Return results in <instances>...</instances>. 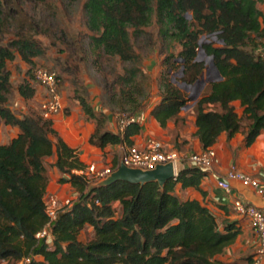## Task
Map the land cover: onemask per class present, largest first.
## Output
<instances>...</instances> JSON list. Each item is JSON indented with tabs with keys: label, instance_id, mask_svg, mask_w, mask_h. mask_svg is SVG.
Wrapping results in <instances>:
<instances>
[{
	"label": "trees",
	"instance_id": "16d2710c",
	"mask_svg": "<svg viewBox=\"0 0 264 264\" xmlns=\"http://www.w3.org/2000/svg\"><path fill=\"white\" fill-rule=\"evenodd\" d=\"M261 3L263 0H86V26L94 33L89 38L92 52L97 57L116 58L131 65L116 75L114 85L119 89L110 98L119 107L126 103L134 106L128 117H136L144 109L145 103L137 104L135 96L141 95L143 83L149 78L132 39L144 34L143 30L153 25L154 17L160 38L177 44L180 50L164 56L159 100L150 116L162 129L172 122L175 138L189 127L192 117L194 137L201 151L213 149L221 135L230 141L238 132L243 136L242 146L250 147L264 131V49H259L264 48V42L257 41H264ZM23 29L20 21L17 37L0 44V121L17 131L8 142L0 144V261L226 264L217 257L239 230L234 222L220 221L204 202L201 183L208 175L204 169L180 168L162 189L157 183L140 187L117 182L89 191L86 180L73 173L84 170L86 165L61 138L54 122L7 108L11 90L8 62L18 56L32 65L33 59L43 54L30 28ZM203 37L201 49L207 58H212L222 80L208 84V90L191 106L188 93L168 76L183 68L177 82L194 85L201 78L206 66L195 59ZM57 79L60 91L58 76ZM18 93L23 99H31L34 89L23 84ZM75 99L83 118L94 125L88 138L91 146L101 150L121 144L130 146L131 139L140 133L138 118L122 133L111 132L104 112H97L78 92ZM236 102L241 115L235 110ZM116 113L126 116L122 110ZM48 158H54L58 183L68 184L77 200L58 212L46 237L37 239L49 222L45 206L49 176L44 165ZM113 164L117 167L116 157ZM178 186L180 190L194 189L203 200L181 198ZM86 229L91 235L83 240ZM255 255L245 261L250 264ZM26 259L29 261L24 263Z\"/></svg>",
	"mask_w": 264,
	"mask_h": 264
},
{
	"label": "rangeland",
	"instance_id": "374dc122",
	"mask_svg": "<svg viewBox=\"0 0 264 264\" xmlns=\"http://www.w3.org/2000/svg\"><path fill=\"white\" fill-rule=\"evenodd\" d=\"M0 2V44L5 45L9 39L14 36L17 37L19 34L17 30L21 21L23 30L30 28V34L43 51L41 56L33 59L32 65L26 64L18 56L13 61L8 62L11 90L8 94L7 108L17 114L28 115L37 119L42 118L40 106L45 96V90L34 79L33 72L37 68H44L58 76L60 92L65 101V110L51 118L50 120L53 122L58 117L61 119L71 117L73 120L80 121L81 115L78 114L75 97L78 92L87 99L89 97L88 90L91 88H97L100 91L101 103L108 110L113 113L122 110L126 116L129 115L134 107L132 104L126 103L122 108L119 107L118 102L110 97L119 89L118 86L114 85L116 75L123 73V69L129 68L131 65L120 63L116 58L97 57L92 52L89 38L94 33L90 32L86 26V15L83 8L86 0H0ZM259 8L264 13V0ZM152 24L143 30L144 34L132 39L136 52L142 58V68L149 78L148 82L143 83L141 95L135 96L137 104L139 102L145 103L150 97L158 94L160 81L165 72V67L162 64L164 56L169 53L175 55L180 50L177 44L160 38L154 17ZM257 41L258 43L264 42L263 40ZM259 49L264 48L261 46ZM198 59L206 66L203 74L205 75L209 66L208 59L201 53L198 55ZM178 72H171L168 78L171 81H176L179 78ZM175 73L177 75H174ZM208 77L212 78L211 75ZM23 84H28L34 89V95L31 99H23L19 95L18 88ZM207 90L208 83L202 88L198 87L196 91L193 88L190 89L189 94L194 96L195 93H198L197 97L199 98ZM235 110L239 115L242 114V109L238 104L235 105ZM193 130L189 125L190 143L194 141ZM15 134L14 128L6 126L0 121V144L8 142ZM53 162L54 158L44 160L49 183L53 185V190H55L54 193H48L45 200L48 201L51 197H55L59 206L66 199L70 200L71 204L77 200V194L70 186H63V184L58 183V173L53 168ZM58 195L62 196L56 197ZM90 235L89 230L86 229L82 234V239L86 240ZM0 264L12 263L0 261Z\"/></svg>",
	"mask_w": 264,
	"mask_h": 264
},
{
	"label": "crops",
	"instance_id": "0c3cea01",
	"mask_svg": "<svg viewBox=\"0 0 264 264\" xmlns=\"http://www.w3.org/2000/svg\"><path fill=\"white\" fill-rule=\"evenodd\" d=\"M88 92L89 97L87 100L90 105L97 112H104L107 116V129L111 132L122 133L123 130L119 128L116 122L117 113L111 112L102 105L100 91L97 88H91ZM158 100L159 97L157 95L150 97L145 102L144 109L136 115L141 126V131L131 139V145L143 146L146 141L157 139L163 142L168 148H172L182 155L201 151V146L195 137L193 139L194 141L190 143L189 127L181 131L180 135H177L178 137L175 138L176 136L173 132L174 125L172 122H169L166 128L162 129L150 116V111ZM236 104L237 102L235 105ZM78 114L81 115L80 121L73 120L71 117L65 119L58 117L54 122V128L59 132L61 138L71 148L75 149L80 161L85 165L93 163L99 167L114 165L113 162L115 157L119 161L121 151L127 145L121 144L117 146H109L104 150L91 146L88 143V138L93 132L94 125L92 122H88L83 118L79 108ZM192 123L193 118L189 117L188 124L194 129V134L196 129L193 127ZM242 139L243 136L241 132L236 133L230 141H227L224 134L219 137L217 143L212 147L216 152V158L214 159L212 166L209 169H205L208 175L201 183V189L205 192L204 202L207 203L208 207L214 212L220 221L234 222L236 223L235 227L239 230L234 241L225 249L223 254L217 257L219 261L226 264H248L245 260L248 256H254L257 249V238L255 234L252 232L245 219L235 215L230 202L233 197H238L244 202L260 206L261 202L259 196L251 188L244 187L239 181L230 182L231 195L228 196L216 186L217 181L223 180L231 168H235L240 173L256 179L264 185V131L257 136L254 143L248 148L242 146ZM175 140L177 143L176 148L178 149L175 148ZM188 166L189 165L187 164H181L178 165L177 169L179 170L180 168ZM63 186L69 185L63 184ZM54 191L53 185L49 183L45 196L48 195V193H54ZM177 194L183 199L197 201L203 200L201 194L194 189L180 190L178 186ZM61 196L62 195H58L56 197ZM252 262L250 264H252ZM260 264H264V255L261 258Z\"/></svg>",
	"mask_w": 264,
	"mask_h": 264
},
{
	"label": "built area",
	"instance_id": "2783aa9c",
	"mask_svg": "<svg viewBox=\"0 0 264 264\" xmlns=\"http://www.w3.org/2000/svg\"><path fill=\"white\" fill-rule=\"evenodd\" d=\"M264 52H261L263 55ZM34 79L45 90V96L40 106L43 119H51L65 109L64 98L59 91L57 75L44 68H37L33 72ZM136 121V117H128L117 113V125L121 130ZM216 152L214 149L192 152L182 155L172 148H168L163 142L157 139H150L143 146H125L120 155L117 167L113 165L97 166L96 164L86 165L84 170L73 171L77 176L83 177L91 185L104 180L109 174L115 171L120 163L133 169L151 170L156 164H166L172 162L175 172L178 165H189L201 169H209L212 166ZM231 181H239L244 187L251 188L260 198L261 205L255 206L244 202L238 197L231 199V207L236 216L245 219L252 232L257 238L256 255L252 264H260L264 255V185L258 180L240 173L235 168H231L223 180L217 181V188L226 196L231 195ZM57 198L51 197L45 201L46 215L49 222L45 228L36 235L37 239L44 238L49 234L50 224L57 218L58 212L64 207L70 206V200L66 199L59 206ZM29 260L26 259L24 263Z\"/></svg>",
	"mask_w": 264,
	"mask_h": 264
},
{
	"label": "water",
	"instance_id": "95a60500",
	"mask_svg": "<svg viewBox=\"0 0 264 264\" xmlns=\"http://www.w3.org/2000/svg\"><path fill=\"white\" fill-rule=\"evenodd\" d=\"M205 40V37L201 38L199 41V53H201L205 56L204 52L201 49V43ZM215 40V38L213 39ZM209 42L206 41V43ZM222 43V42H220ZM198 55L195 59V61L199 62ZM208 68L206 69V78L205 75H202L201 78L194 84V85H186L185 83H179L176 81H171L172 83L177 84V86L188 93V99L192 102V105L197 101L198 99V93H195L194 96H191L189 94V90L193 88L194 91L198 87L202 88L206 83L210 84L213 82L221 81L222 77L220 76L218 70L213 64L212 58L208 57ZM183 68H181L178 72L179 78L182 76ZM174 75H177L175 73ZM211 75L212 78H209L208 76ZM190 106V107H191ZM175 168L172 162H168L166 164H156L151 170H142V169H133L124 166L122 163H120L119 167L113 171L111 174H109L104 180L91 184L89 186V191L96 189V188H103L113 185L117 182H124L130 185H138L140 187H143L150 183H157L158 186L162 189L164 188L167 181L172 180L176 177Z\"/></svg>",
	"mask_w": 264,
	"mask_h": 264
}]
</instances>
